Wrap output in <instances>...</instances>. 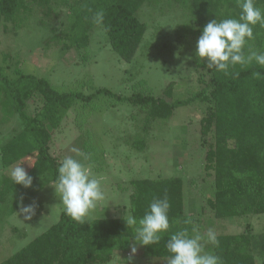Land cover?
I'll use <instances>...</instances> for the list:
<instances>
[{"label": "trees", "instance_id": "obj_1", "mask_svg": "<svg viewBox=\"0 0 264 264\" xmlns=\"http://www.w3.org/2000/svg\"><path fill=\"white\" fill-rule=\"evenodd\" d=\"M189 8L196 32L211 20L238 19L241 13L237 0H178ZM146 0H0V22L4 29L21 28L23 21L35 9L43 12L52 5L66 6V21L50 39L62 50L86 48L90 31L97 25V12H103L101 23L111 49L130 62L140 45L146 24L137 13ZM264 10V0H255ZM254 38L244 49L264 52V27L253 28ZM6 60V57L3 58ZM200 88L184 99H172V84L162 95H119L109 88H96L88 94L79 90H59L45 77L23 73L15 68L13 76L5 73L0 64V102L15 114L20 128L0 146V164L8 167L33 157L27 173L33 177L34 190L56 180L58 163L50 153L52 131L61 124L67 112L78 101L89 104L105 97L113 105L126 103L145 113L143 130L156 119L169 117L173 110L194 103L204 105L200 119V135L205 142L202 171L212 179L213 193L205 201L215 218L239 217L264 213V67L255 63L236 65L228 74L206 68L198 61ZM260 72V78L253 73ZM37 101L30 111L28 103ZM139 149L144 141H135ZM129 214L137 219L144 215L153 198L167 196L170 209L169 230L157 245L142 246L148 257L167 259L165 243L168 236L187 231L191 236L198 219L184 213L183 179L180 176L130 180ZM33 193L10 178L0 183V199L19 197L22 205ZM23 197V198H22ZM15 207L12 210H15ZM126 217L91 218L83 225L74 222L61 211L57 222L31 239L0 264H108L114 252L124 250L135 233L127 228ZM236 234H217L218 246L210 252L221 264H255L259 256L264 264V231L252 233L249 225Z\"/></svg>", "mask_w": 264, "mask_h": 264}, {"label": "rangeland", "instance_id": "obj_2", "mask_svg": "<svg viewBox=\"0 0 264 264\" xmlns=\"http://www.w3.org/2000/svg\"><path fill=\"white\" fill-rule=\"evenodd\" d=\"M66 14V6L53 4L46 12L36 8L19 29H11L10 23L4 29L0 22V64L5 73L13 76L19 68L47 78L59 90L83 94L104 87L123 96L133 92L160 96L171 83L172 99H184L200 88L201 71L195 56L200 35L189 8L178 0H146L137 13L146 30L130 62L111 49L101 24L90 31L86 48L62 50L50 38L61 29ZM106 99L96 98L86 105L77 101L52 131L50 141V153L57 163L73 156L82 160L93 176L102 178L105 200L98 203L91 218L127 217L132 179L180 176L184 213L198 219L191 236L203 235L209 228L216 234H236L246 225L252 233L264 231V213L218 219L205 203L213 189L211 177L202 171L207 146L200 135L203 104L177 107L169 117L150 122L144 131L143 111L126 103L113 105ZM28 107L33 112L38 102L30 101ZM20 126L17 116L0 102V146ZM138 140L144 141V147H136ZM32 159L22 161L26 171ZM16 164L5 168L0 164V183L10 178V169ZM24 190L33 193L22 204L35 205L30 220L20 214L22 205L15 207L19 197L0 199V262L57 222L64 210L55 182L39 190H34V185ZM133 243L114 252L108 264H127ZM210 246L205 245L206 251ZM136 247L132 264H167V259L148 257L142 246ZM255 264H261L257 255Z\"/></svg>", "mask_w": 264, "mask_h": 264}, {"label": "clouds", "instance_id": "obj_3", "mask_svg": "<svg viewBox=\"0 0 264 264\" xmlns=\"http://www.w3.org/2000/svg\"><path fill=\"white\" fill-rule=\"evenodd\" d=\"M237 3L241 8L239 18H228L219 22L216 19L211 20L202 29L195 48V56L199 61H206L207 69L226 75L236 65L248 66L255 63L264 67V52L249 51L246 54L244 51L247 42L254 38L253 28L256 25L264 27V10L255 6V0H237ZM103 15L102 11L95 14L94 20L97 24L103 22ZM253 76L260 78L261 73L255 72ZM83 159L87 160V156H83ZM23 163L19 162L11 167L9 175L13 184L29 188L32 186L33 177L21 166ZM56 173L55 191L59 194L65 214L74 222L83 225L90 220L98 203L105 200L102 178L93 176L85 163L73 156H65L58 163ZM169 209L167 196L153 198L141 218L137 219L129 214L124 219L126 227L133 229L135 233L127 264H132L137 244L157 245L168 233ZM20 214L24 220H30L35 214V205H22ZM168 237L165 243L167 264H221L220 258L205 248L206 244H219L217 234L212 228L203 235L196 233L190 236L187 231H178Z\"/></svg>", "mask_w": 264, "mask_h": 264}]
</instances>
